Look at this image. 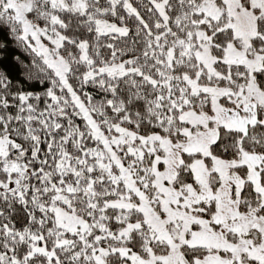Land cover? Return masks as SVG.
<instances>
[{
	"label": "snow or ice",
	"instance_id": "1",
	"mask_svg": "<svg viewBox=\"0 0 264 264\" xmlns=\"http://www.w3.org/2000/svg\"><path fill=\"white\" fill-rule=\"evenodd\" d=\"M0 264H264V0H0Z\"/></svg>",
	"mask_w": 264,
	"mask_h": 264
}]
</instances>
